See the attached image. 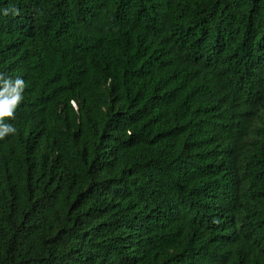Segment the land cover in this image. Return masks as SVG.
Segmentation results:
<instances>
[{
    "label": "trees",
    "instance_id": "obj_1",
    "mask_svg": "<svg viewBox=\"0 0 264 264\" xmlns=\"http://www.w3.org/2000/svg\"><path fill=\"white\" fill-rule=\"evenodd\" d=\"M0 264H264V0H0Z\"/></svg>",
    "mask_w": 264,
    "mask_h": 264
},
{
    "label": "clouds",
    "instance_id": "obj_2",
    "mask_svg": "<svg viewBox=\"0 0 264 264\" xmlns=\"http://www.w3.org/2000/svg\"><path fill=\"white\" fill-rule=\"evenodd\" d=\"M24 88L22 79H11L0 74V138L15 131L6 121L14 116L17 106L23 100Z\"/></svg>",
    "mask_w": 264,
    "mask_h": 264
}]
</instances>
